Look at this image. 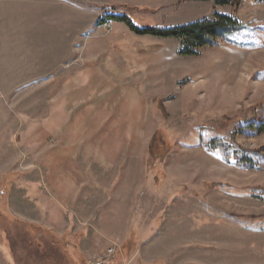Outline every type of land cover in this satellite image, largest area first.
Masks as SVG:
<instances>
[{
	"label": "rangeland",
	"instance_id": "rangeland-1",
	"mask_svg": "<svg viewBox=\"0 0 264 264\" xmlns=\"http://www.w3.org/2000/svg\"><path fill=\"white\" fill-rule=\"evenodd\" d=\"M217 15L188 54L104 23ZM110 247V264H264V0H0V264Z\"/></svg>",
	"mask_w": 264,
	"mask_h": 264
},
{
	"label": "trees",
	"instance_id": "trees-1",
	"mask_svg": "<svg viewBox=\"0 0 264 264\" xmlns=\"http://www.w3.org/2000/svg\"><path fill=\"white\" fill-rule=\"evenodd\" d=\"M219 3H223L222 1ZM127 18L122 16H108V20L104 21L105 24H109L110 21L117 23H124L131 32L136 35H148L159 38H177L182 41V45L188 54V50L191 48H201L206 46L208 43H212L217 39L219 33L227 26V22L230 20L222 16H215L214 19L192 23L187 26H182L176 29H158V28H136L131 21L126 20ZM220 31V32H219ZM211 150L220 148L222 141L214 139L211 141Z\"/></svg>",
	"mask_w": 264,
	"mask_h": 264
},
{
	"label": "built area",
	"instance_id": "built-area-1",
	"mask_svg": "<svg viewBox=\"0 0 264 264\" xmlns=\"http://www.w3.org/2000/svg\"><path fill=\"white\" fill-rule=\"evenodd\" d=\"M114 254V247L107 248L104 255L86 260V264H110L109 258Z\"/></svg>",
	"mask_w": 264,
	"mask_h": 264
},
{
	"label": "crops",
	"instance_id": "crops-1",
	"mask_svg": "<svg viewBox=\"0 0 264 264\" xmlns=\"http://www.w3.org/2000/svg\"><path fill=\"white\" fill-rule=\"evenodd\" d=\"M50 207H51V205H50ZM52 211H53V209H51ZM57 212H59V211H57L56 209L52 212V219H55L54 220V223L55 224H57V223H60L59 221H58V219H60L61 220V214H59V213H57ZM65 212V211H64ZM69 216V215H68ZM66 217V216H65ZM51 218H49L50 220H51ZM64 220H65V218H64ZM65 222H68V219H67V217H66V220H65ZM65 222H64V225H65ZM53 223V222H52ZM53 231H55L54 229H53Z\"/></svg>",
	"mask_w": 264,
	"mask_h": 264
}]
</instances>
